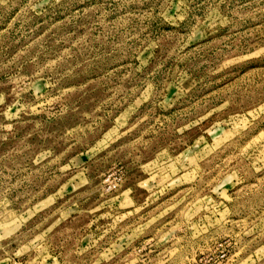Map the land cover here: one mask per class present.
<instances>
[{
    "label": "rangeland",
    "instance_id": "rangeland-1",
    "mask_svg": "<svg viewBox=\"0 0 264 264\" xmlns=\"http://www.w3.org/2000/svg\"><path fill=\"white\" fill-rule=\"evenodd\" d=\"M0 264H264V0H0Z\"/></svg>",
    "mask_w": 264,
    "mask_h": 264
}]
</instances>
